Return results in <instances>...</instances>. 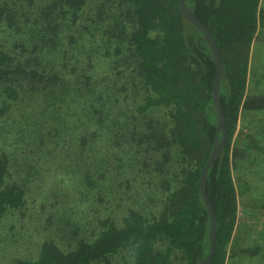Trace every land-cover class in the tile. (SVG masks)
Segmentation results:
<instances>
[{"label": "rangeland", "instance_id": "374dc122", "mask_svg": "<svg viewBox=\"0 0 264 264\" xmlns=\"http://www.w3.org/2000/svg\"><path fill=\"white\" fill-rule=\"evenodd\" d=\"M3 1L0 55L7 59L0 64V155L9 158L7 183L24 186L26 204L0 215V264H18L36 257L46 240L69 250L82 238L94 239L104 220L121 224L130 208L158 213L163 179L177 181L174 169L158 173L152 157L157 141L146 137L172 122L166 106L139 110L148 93L130 51L133 24L123 15L128 8L114 0H87L73 18L57 0ZM260 11L264 18V0ZM83 82L90 98L101 99L91 117L96 130L90 137L103 149L94 164L81 147ZM248 95L264 97V26L253 44ZM253 145L245 169L235 168L237 231L244 221L264 225V142ZM125 146L132 155L122 154ZM261 245L244 258L230 255L227 264H264ZM172 257L174 264H185L181 251ZM111 258L133 261L134 254L124 247Z\"/></svg>", "mask_w": 264, "mask_h": 264}, {"label": "trees", "instance_id": "16d2710c", "mask_svg": "<svg viewBox=\"0 0 264 264\" xmlns=\"http://www.w3.org/2000/svg\"><path fill=\"white\" fill-rule=\"evenodd\" d=\"M114 1L128 8L123 15L131 16L133 24L130 51L148 93L140 112L155 106L169 108L172 127L165 130L154 127L146 137L157 141L152 157L158 173L174 169L177 184L163 179L166 191L158 213L148 216L130 208L121 224L111 218L104 220V228L94 239L82 238L69 250L54 240H46L36 257L20 259L18 264H174L175 250L182 252L185 264H200L210 251L211 217L201 191V172L213 151L219 123L213 99L217 66L212 47L203 31L184 16L180 0ZM86 3L87 0H57V5L73 18L78 17ZM187 4L213 33L224 60L220 98L227 140L209 170L207 181L218 217L217 247L211 264H227L240 206L234 177L240 119L244 108H264V97L248 98L253 44L264 26V18L261 0H187ZM6 12L4 1L0 0V23ZM6 59L0 55V64ZM34 72L43 74L39 70ZM80 92L81 127L85 129L81 147L94 164L103 149L90 137L96 130L91 117L101 99L90 98V88L84 82ZM124 148L122 154L132 155L128 146ZM161 149L164 150L160 152ZM9 165L8 156L0 155V215L26 204L24 186L7 183ZM124 247L131 248L134 260L114 261L111 255Z\"/></svg>", "mask_w": 264, "mask_h": 264}, {"label": "water", "instance_id": "95a60500", "mask_svg": "<svg viewBox=\"0 0 264 264\" xmlns=\"http://www.w3.org/2000/svg\"><path fill=\"white\" fill-rule=\"evenodd\" d=\"M180 7L184 16L187 19H189L192 23H194L198 29L203 31L204 38L208 41V43L212 47L214 59L217 66L216 75L213 84V99L218 110V117H219L218 132L215 138V145L213 151L201 172V191L208 206L211 217V223H210L211 247L208 255L204 259H202L200 264H211L217 247L218 217L208 192L207 177L211 166L216 162V160L219 158L222 151L224 150L227 140L226 116L220 98L221 81L224 72V60L218 42L215 39L213 33L208 28V26L203 21H201V19L196 15V13L189 7V5L187 4V0H180ZM221 131L223 132L222 137H220Z\"/></svg>", "mask_w": 264, "mask_h": 264}, {"label": "crops", "instance_id": "0c3cea01", "mask_svg": "<svg viewBox=\"0 0 264 264\" xmlns=\"http://www.w3.org/2000/svg\"><path fill=\"white\" fill-rule=\"evenodd\" d=\"M261 142H264V108L262 110H252L248 108L244 113L242 112L239 130L237 132L236 145L238 147H236V151L238 152L235 157L236 169H245L244 167L247 165L245 162L249 160L252 155V150L250 148L253 149L254 143L260 145ZM235 172L236 170H234V177ZM262 195H264V193ZM243 224L238 231L236 230V242L231 252V257H239V259L240 257L244 258L248 253L251 254L253 245H256L260 252L261 243H264V225L262 226L259 222L249 223L248 221H244Z\"/></svg>", "mask_w": 264, "mask_h": 264}]
</instances>
